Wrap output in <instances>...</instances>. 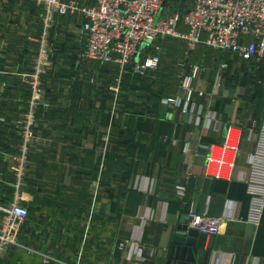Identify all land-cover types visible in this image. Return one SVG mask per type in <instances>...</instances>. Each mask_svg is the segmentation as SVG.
<instances>
[{
	"label": "crops",
	"instance_id": "obj_1",
	"mask_svg": "<svg viewBox=\"0 0 264 264\" xmlns=\"http://www.w3.org/2000/svg\"><path fill=\"white\" fill-rule=\"evenodd\" d=\"M193 2L165 0L164 12L183 13ZM22 3L0 0V219L15 199L28 217L20 246L0 253V264H44L46 257L56 261L50 264H174L173 239L191 209L224 221L218 233L205 234L203 248H192L194 264H264V205L251 223L248 185L264 116V79L241 81L242 61L232 59L226 75L219 67L231 55L206 47L188 61L180 41L170 39L158 46L162 64L145 82L119 93L112 81L107 107H101L95 104L105 98L100 66L78 54L85 47L83 16H55L45 28L35 4ZM42 41L48 65L42 67V100L33 110L36 140L22 161L11 125L27 108L30 96L20 84L28 81ZM187 61L201 68L193 83L198 118L182 109L178 76ZM82 96L86 102L80 106ZM216 121L236 127L240 140L227 179L204 175L205 147L221 142Z\"/></svg>",
	"mask_w": 264,
	"mask_h": 264
},
{
	"label": "built area",
	"instance_id": "obj_2",
	"mask_svg": "<svg viewBox=\"0 0 264 264\" xmlns=\"http://www.w3.org/2000/svg\"><path fill=\"white\" fill-rule=\"evenodd\" d=\"M165 0H94L91 7H79L77 4L63 0H43L45 12L52 23L55 16L80 14L84 18L81 27L85 47L79 58L84 61L113 65L124 71L133 64V73L145 76L160 64L159 47L155 42L163 39H176L185 43V52L189 56L199 46L213 51L228 53L239 61H255L264 65V0H194L193 6L183 12L169 14L164 12ZM45 21V28L49 21ZM48 21V22H47ZM38 55V67L33 76H27L32 83L31 92L40 93L39 75L43 72L45 62V41L41 42ZM151 49L155 53L145 50ZM180 75V89L184 93V111H199L192 107L194 97L193 83L200 73V65L184 63ZM228 65L221 63L219 70L226 71ZM220 74L219 80L223 79ZM26 77V76H25ZM220 86L218 82L217 88ZM114 90V89H113ZM35 101L28 109L29 122H35ZM172 103V102H171ZM187 103V104H185ZM191 105V107H189ZM29 116V115H28ZM28 124V123H27ZM32 124H29L31 126ZM214 130L221 135L219 144L210 143L205 147L204 175L208 178L227 179L235 166L238 154L239 136L231 125L221 127L215 122ZM235 133V135H234ZM32 137V136H31ZM233 138L237 143H232ZM232 139V140H231ZM231 141V142H230ZM27 143H21L20 153L25 160ZM105 152L103 148L102 153ZM20 176V175H19ZM252 197L249 218L257 223L264 205V116L259 128V143L250 161L248 179ZM178 197L185 195L179 189ZM3 221L0 224V253L10 247L20 246L19 235L23 223L28 217V209L21 201L14 200L9 207L2 209ZM188 227L198 232L214 235L218 233L223 218L199 215L191 209ZM50 259L44 258V264Z\"/></svg>",
	"mask_w": 264,
	"mask_h": 264
},
{
	"label": "trees",
	"instance_id": "obj_3",
	"mask_svg": "<svg viewBox=\"0 0 264 264\" xmlns=\"http://www.w3.org/2000/svg\"><path fill=\"white\" fill-rule=\"evenodd\" d=\"M166 40H170V39H166ZM157 42H155V44ZM80 43L85 46V42H84V39L83 38H81V42ZM179 43L185 49V43L182 42V41H180ZM200 48H205V47H203V46L202 47H199L193 54L189 55L188 61L189 60L190 61L194 60V58L197 56L198 50ZM205 49H207V48H205ZM207 50L213 51V50H210V49H207ZM145 51L148 52V53H155L151 49H146ZM82 52L83 51H80V53H78V54L81 55ZM218 52H220V51H218ZM31 59L32 58H30L29 62H31ZM230 59L237 60V59L233 58V56H232V57H229V60H226L225 61L227 63V65H228V67L226 69V75L229 74V72H230V63H229L230 62ZM82 61H84V60H82ZM188 63L191 64L190 62H188ZM97 64H99V66H100L98 72L101 75V77H103V85L101 86V90H102V95H104V97H105V98H103L104 101L105 100L107 101V93H106V91L108 90V85L109 86L112 85V81H113V85L119 86V93H122V91L127 86H131L130 84H133L132 85V88H133V86H135L137 84H140L142 82H145V80L147 79L146 76L149 75V73H147L145 76H140V75L134 74L133 73V64L126 66L125 69H124V71H122L121 73H120V70H119V74H117V72H118L117 67H115L113 65H104V64H100V63H97ZM161 64H162V59L160 58V64L159 65H161ZM248 65H250L251 68ZM114 71L116 72V74H114ZM237 73H239V76H240L241 81H244L245 79H247L249 77L251 78V80L252 79L254 80V76L255 75H257L258 77L260 76L261 78L264 79V77H263L264 76V65L261 64V63H256L255 61H242V66H240L238 68ZM28 80H29V78H28ZM237 80H239V79H236L235 78V82H237ZM129 81H130V83H129ZM20 87H21L22 94L24 96H26V97H29L30 96V93H29V87H30V85H29V83L28 82L21 83L20 84ZM26 106L27 105L24 104V107L25 108H26ZM25 110H23L22 112H26Z\"/></svg>",
	"mask_w": 264,
	"mask_h": 264
},
{
	"label": "rangeland",
	"instance_id": "obj_4",
	"mask_svg": "<svg viewBox=\"0 0 264 264\" xmlns=\"http://www.w3.org/2000/svg\"><path fill=\"white\" fill-rule=\"evenodd\" d=\"M2 1V0H1ZM23 1V3L22 4H24V3H27V2H29V3H34L35 4V6L39 9V11L43 14L42 16L43 17H45V19H46V17H47V15H46V12H45V9H44V7L46 8V6L44 5V3H43V0H22ZM64 2H66V3H70V2H72V1H64ZM73 3H75V2H73ZM75 4H77V3H75ZM47 20L49 21H47L48 23H49V26L51 25V23H50V19H49V17H47ZM52 22H53V19H52ZM165 40L166 39H163V40H159L156 44H154L153 45V47H160L161 45H162V43L163 42H165ZM27 41V40H26ZM160 50V49H159ZM21 54V53H20ZM79 56H80V54H79ZM163 57V55H161V59H163L162 58ZM38 58V57H37ZM37 58H33L32 59V61H34L35 62V64L33 65V63H32V68L30 69V72L29 73H26V74H29V76H31L32 78H33V76H34V74H35V72H36V68L38 67V64H37V61H38V59ZM44 65H48V63H46L45 64V62H44ZM177 67H178V69H179V65H177ZM39 68V67H38ZM29 69H27V71H28ZM43 73V72H42ZM41 76L42 75H39V78H41ZM179 78H178V80L180 81V74H179V76H178ZM28 79V78H27ZM31 79V78H30ZM28 80L27 82L29 83V85H30V83H32L31 82V80ZM179 84V83H178ZM29 93H30V98H29V100L27 101V109H29L31 106H32V104L33 103H35V101H31V98H32V100L34 99V97L33 96H35L36 95V97H37V103L39 104V100H42V98H41V94L40 93H38V92H36V93H33V90H32V92H31V85H30V87H29ZM137 94H139V93H137ZM83 95V94H82ZM84 99H86V98H84L83 96L80 98V106H81V104L83 103L84 104V102H86V101H84ZM194 99L192 98V101H193ZM90 102H94V101H92V100H89ZM95 104L96 105H100L101 107H103L105 104H106V107H107V101L105 100H102V99H96V101H95ZM185 104H187V103H185ZM85 105H86V103H85ZM181 105V104H180ZM184 105V104H183ZM183 105H182V107H183ZM30 114L31 113H28V110L26 111V112H22L21 114H20V116L18 117V119L16 120V121H14L13 123H12V125L11 126H13V128L15 129V133H16V135L19 137V142L18 143H27V146H26V148H25V155L27 156V153H28V150H29V143H35V141L34 140H36V139H34L35 138V131H34V128H36V123H32V120L29 122V120H27V118L28 117H30ZM29 115V116H28ZM35 121H36V119H35ZM28 123V124H27ZM29 124H32L31 126H29L28 127V125ZM234 135H235V133H234ZM32 136V137H31ZM236 136H237V133H236ZM4 140V139H3ZM232 140V139H231ZM5 141V140H4ZM240 141V140H239ZM239 141H238V143H239ZM6 142V141H5ZM4 142V143H5ZM231 142V141H230ZM1 143V142H0ZM232 143H237V141L233 138V142ZM90 184H91V187H93V182L91 183L90 182ZM89 197V196H88ZM90 201H91V197H89L88 198V200L87 201H85L84 202V205H85V210H87V208H88V206H89V204H90ZM199 215H201V214H199ZM3 218H4V213H3V215H2V217H1V219H0V224H1V221H3ZM90 218V217H89ZM88 218V219H89ZM223 224H221L220 225V228H221V226H222ZM219 228V229H220ZM205 234V233H204ZM88 235H90V234H88ZM81 241V243H82V241H83V239L82 240H80ZM81 245V244H80ZM27 249L29 250V251H34V250H32V249H29V247H27ZM35 253H40L39 251H34ZM55 260V259H54ZM50 261H52L51 259H50ZM48 262V264H50V263H52V262H56V261H52V262ZM43 262H44V260H43ZM69 264H76V263H69ZM80 264V263H79Z\"/></svg>",
	"mask_w": 264,
	"mask_h": 264
},
{
	"label": "water",
	"instance_id": "obj_5",
	"mask_svg": "<svg viewBox=\"0 0 264 264\" xmlns=\"http://www.w3.org/2000/svg\"><path fill=\"white\" fill-rule=\"evenodd\" d=\"M165 2V1H164ZM188 216L182 217L176 230L170 249L169 259L176 264L195 263L192 248H203L206 235L188 227Z\"/></svg>",
	"mask_w": 264,
	"mask_h": 264
}]
</instances>
